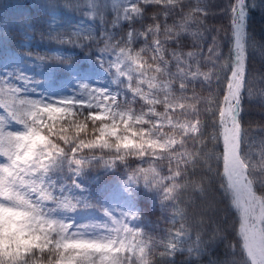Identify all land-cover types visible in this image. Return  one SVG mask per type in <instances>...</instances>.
Returning a JSON list of instances; mask_svg holds the SVG:
<instances>
[{"label": "snow or ice", "instance_id": "snow-or-ice-1", "mask_svg": "<svg viewBox=\"0 0 264 264\" xmlns=\"http://www.w3.org/2000/svg\"><path fill=\"white\" fill-rule=\"evenodd\" d=\"M256 6L39 0L0 17V264H264Z\"/></svg>", "mask_w": 264, "mask_h": 264}, {"label": "trees", "instance_id": "trees-1", "mask_svg": "<svg viewBox=\"0 0 264 264\" xmlns=\"http://www.w3.org/2000/svg\"><path fill=\"white\" fill-rule=\"evenodd\" d=\"M38 2L39 0H0V17L11 18L18 16L21 13L28 12H31L34 15L38 14V10L33 7V5ZM193 2H195V0H193ZM209 2L215 4H224L227 2V0H209ZM251 2H254L257 6L251 9L250 22L256 29V31L259 32L261 28L264 27V7L261 6L262 4H264V0H251ZM212 22L223 23L224 19L218 18L217 20H214ZM37 50L43 52L44 48L41 46ZM250 56L252 67L257 70V73H259L260 71H264V51L257 48L250 53ZM261 87H264V84H260L258 82L257 88L259 89ZM246 108L248 111V115L246 118L252 122L253 131L251 135L257 141V144L254 148V151L257 153L255 159L259 161V139L261 135H264V133H261L259 131V125L262 121V118H264V111L261 110V106L259 103L246 105ZM157 217H159L158 209L155 211L154 215L150 217V219L155 220ZM161 227H165L163 221H161ZM180 259H182V257H177L178 261Z\"/></svg>", "mask_w": 264, "mask_h": 264}]
</instances>
